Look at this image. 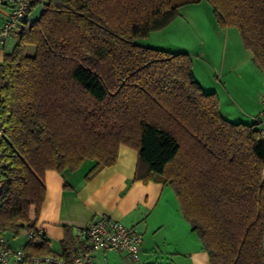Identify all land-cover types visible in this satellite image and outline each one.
Instances as JSON below:
<instances>
[{
  "label": "trees",
  "instance_id": "trees-1",
  "mask_svg": "<svg viewBox=\"0 0 264 264\" xmlns=\"http://www.w3.org/2000/svg\"><path fill=\"white\" fill-rule=\"evenodd\" d=\"M202 0H32L0 62V229L28 230L47 171L89 180L137 154L134 182L171 186L209 264H264V138L260 122L232 123L195 80L187 54L135 40L167 27ZM219 28H236L264 73V0H207ZM65 188L67 185H64ZM82 243L65 230L34 257L72 260ZM54 264V263H48Z\"/></svg>",
  "mask_w": 264,
  "mask_h": 264
},
{
  "label": "crops",
  "instance_id": "crops-1",
  "mask_svg": "<svg viewBox=\"0 0 264 264\" xmlns=\"http://www.w3.org/2000/svg\"><path fill=\"white\" fill-rule=\"evenodd\" d=\"M8 14L9 7L0 2V28L8 21ZM29 16L30 13L26 19L28 22ZM12 35L13 32L6 43L0 45V62L5 52L15 44ZM233 37L232 44L231 37L226 40V50L231 45L233 53L246 54L235 35ZM235 69L232 66L230 71ZM254 73L264 84V75L257 73V70ZM261 95L255 111L251 112L253 115L245 112L252 117V123L257 122L261 115ZM136 162V152L121 146L116 164L98 171L89 180H85V174L92 165L90 162H85L72 173L45 172V197L35 226L46 236L49 248L59 252L65 230L80 242L78 235L81 229L87 227L95 217L109 216L142 235L139 260H133L124 252L107 251L94 253L92 264H209L207 252L182 216L178 200L170 187L159 181L145 184L133 181ZM30 218H34L33 211ZM20 232L11 233L15 240L20 239ZM8 233H5L6 238ZM24 237L26 245V230ZM9 243L14 247L11 241Z\"/></svg>",
  "mask_w": 264,
  "mask_h": 264
},
{
  "label": "rangeland",
  "instance_id": "rangeland-1",
  "mask_svg": "<svg viewBox=\"0 0 264 264\" xmlns=\"http://www.w3.org/2000/svg\"><path fill=\"white\" fill-rule=\"evenodd\" d=\"M42 8L41 3L33 7L29 23L39 18ZM227 35L231 37V44L235 35L236 41L246 54L233 53L231 45L226 50L225 42L229 38ZM135 44L174 54H187L191 59L195 80L202 91L216 95L221 116L232 123H252L251 112L255 111L259 95L264 94V84L260 83L261 78L254 72L257 70L261 75L264 73L254 64L252 55L244 47L238 30L217 26L212 6L207 0L180 7L175 22L162 30L150 33L146 38L135 40ZM232 66L237 69L230 71ZM245 112L251 116L248 117ZM167 186L172 190L171 186ZM24 233L25 229L21 230L18 240L14 239L11 232L6 236L14 247L23 248L26 242Z\"/></svg>",
  "mask_w": 264,
  "mask_h": 264
},
{
  "label": "built area",
  "instance_id": "built-area-1",
  "mask_svg": "<svg viewBox=\"0 0 264 264\" xmlns=\"http://www.w3.org/2000/svg\"><path fill=\"white\" fill-rule=\"evenodd\" d=\"M9 7L8 21L0 28V45L6 43L11 33L24 22L30 11L32 0H0ZM262 106L260 134L264 138V94L260 97ZM4 137L3 128L0 127V141ZM2 184L0 183V192ZM26 230L28 242L38 245L47 242L46 236L36 228L33 219L28 223ZM5 231L0 229V264H63L60 258L51 256L34 257L29 255L24 248H14L5 237ZM79 240L82 248L78 250L72 264H92L93 254L97 252H124L133 260H139L142 235L134 228H127L121 222L109 216L95 217L90 224L79 231Z\"/></svg>",
  "mask_w": 264,
  "mask_h": 264
}]
</instances>
